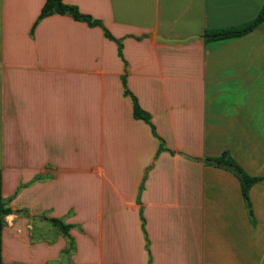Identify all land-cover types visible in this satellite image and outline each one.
<instances>
[{
	"label": "crops",
	"instance_id": "crops-1",
	"mask_svg": "<svg viewBox=\"0 0 264 264\" xmlns=\"http://www.w3.org/2000/svg\"><path fill=\"white\" fill-rule=\"evenodd\" d=\"M44 1L0 0L2 195L8 225L26 214L70 228L22 264H264V22L203 37L264 0H63L121 39L126 63L102 27L70 15L32 29ZM223 151L261 177L254 224L237 177L205 161Z\"/></svg>",
	"mask_w": 264,
	"mask_h": 264
},
{
	"label": "trees",
	"instance_id": "trees-1",
	"mask_svg": "<svg viewBox=\"0 0 264 264\" xmlns=\"http://www.w3.org/2000/svg\"><path fill=\"white\" fill-rule=\"evenodd\" d=\"M53 13H60V14H67L70 15L72 18L78 21H84L89 26H100L103 29L104 35L106 38L114 41L117 44V52L118 56L126 63L123 58L122 54V41L121 39L115 38L107 28L104 27L103 23L99 19H94L91 15L82 13L76 5L66 4L63 0H45L43 6L40 9V12L32 26V29L35 25L44 17L53 14ZM264 22V5L258 12L255 18L252 20L246 21L242 24L235 25V26H228L219 29H206L203 33L204 42H212V41H219V40H226L231 38L241 37L246 35L256 29ZM122 83L124 86V94L130 95L133 103V117L135 119L143 120L145 123L150 125L153 135L156 136L154 125L151 122V116L148 112L143 110L138 103L137 98L131 94V92L126 88V79L125 75L122 76ZM164 149V143L160 140V145L158 148V152ZM208 160L217 161L219 164L217 167L223 168L229 172H231L234 176L237 177L240 183V190L242 194V198L245 203L247 216L252 224L255 223L254 214L252 210V204L249 198V190L250 188L261 180V177L258 176H250L248 175L241 166L231 157L228 151H223L219 156L213 158H206V162ZM12 214V210L8 205V201L5 202L3 195H2V172L0 170V264L3 262L2 257V231L4 226H6L5 218L8 215ZM61 233L67 235V232L70 228L69 225L63 224L61 220L56 218L48 219ZM144 228V227H143ZM72 246V240H70V247ZM148 247V244H146Z\"/></svg>",
	"mask_w": 264,
	"mask_h": 264
},
{
	"label": "rangeland",
	"instance_id": "rangeland-1",
	"mask_svg": "<svg viewBox=\"0 0 264 264\" xmlns=\"http://www.w3.org/2000/svg\"><path fill=\"white\" fill-rule=\"evenodd\" d=\"M25 196L29 199L28 201L37 203V191L27 193ZM3 198L5 202L8 201L6 196L3 195ZM23 218H27V215H19L14 226L12 223L8 225L5 218L6 226L3 228L2 234V264H13V258H17V262L14 264H22L28 257L37 259L40 250L34 244L38 243L39 240L53 239L58 233V229L49 221H45L44 219H31L29 225H27L26 223H22L21 220ZM29 239L34 243H28ZM11 243L13 246V254H9Z\"/></svg>",
	"mask_w": 264,
	"mask_h": 264
},
{
	"label": "water",
	"instance_id": "water-1",
	"mask_svg": "<svg viewBox=\"0 0 264 264\" xmlns=\"http://www.w3.org/2000/svg\"><path fill=\"white\" fill-rule=\"evenodd\" d=\"M162 39V38H161ZM168 41H171V42H176V41H179V40H176V39H170ZM208 162L212 163V164H215V165H218L219 163L217 161H214V160H208ZM22 211L20 210H16V211H13L14 214H19L21 213Z\"/></svg>",
	"mask_w": 264,
	"mask_h": 264
}]
</instances>
